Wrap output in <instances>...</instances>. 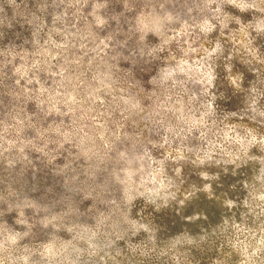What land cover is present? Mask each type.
I'll return each instance as SVG.
<instances>
[{
    "label": "clouds",
    "instance_id": "1",
    "mask_svg": "<svg viewBox=\"0 0 264 264\" xmlns=\"http://www.w3.org/2000/svg\"><path fill=\"white\" fill-rule=\"evenodd\" d=\"M0 264H264V0H0Z\"/></svg>",
    "mask_w": 264,
    "mask_h": 264
},
{
    "label": "rangeland",
    "instance_id": "2",
    "mask_svg": "<svg viewBox=\"0 0 264 264\" xmlns=\"http://www.w3.org/2000/svg\"><path fill=\"white\" fill-rule=\"evenodd\" d=\"M205 204H206V202H205ZM205 204H202L201 206L203 207V206H205Z\"/></svg>",
    "mask_w": 264,
    "mask_h": 264
}]
</instances>
